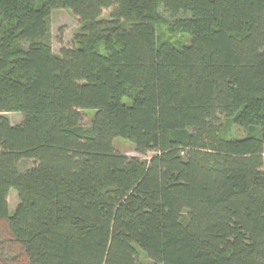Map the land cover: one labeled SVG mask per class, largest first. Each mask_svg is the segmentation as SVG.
I'll use <instances>...</instances> for the list:
<instances>
[{"label":"trees","instance_id":"trees-1","mask_svg":"<svg viewBox=\"0 0 264 264\" xmlns=\"http://www.w3.org/2000/svg\"><path fill=\"white\" fill-rule=\"evenodd\" d=\"M0 221V264H264V0H0Z\"/></svg>","mask_w":264,"mask_h":264},{"label":"rangeland","instance_id":"rangeland-1","mask_svg":"<svg viewBox=\"0 0 264 264\" xmlns=\"http://www.w3.org/2000/svg\"><path fill=\"white\" fill-rule=\"evenodd\" d=\"M107 12L108 11H104L103 14L106 15ZM162 15L165 20L163 19L162 21L157 22L155 26V32L157 37L169 38L172 42L176 44H181L186 42L188 40V35L182 32L169 29L168 23L170 22L169 20L170 18L168 14L165 12H162ZM77 25H78L77 18L70 12V10L65 8H56L51 11L50 33H51V45L54 52L58 53L61 45L63 44L67 45L71 42V38L77 28ZM82 112H83L82 124L83 126L88 127L90 125L93 112L91 110H83ZM6 115L9 117L12 123H18L21 121L22 118L21 114L17 112H8L6 113ZM225 132L228 133L229 135H243L245 133V130L241 127H237L236 125H230L227 129H225ZM113 146L117 151L121 153L127 155H139L135 150L134 144L127 139L120 137L114 138ZM150 154L151 153H148V155ZM140 156L144 157L142 155ZM20 163L21 165H28L30 162L29 160H22ZM17 201L18 199L16 192L15 190L11 189V191H9L8 194V205L10 210H12L15 207ZM3 226H4V222L0 221V239L4 237L2 235L3 231H1ZM3 241L4 240H0V254L6 247H8V244H6L7 242H5L6 240L4 242ZM1 242H3V244ZM2 253H4L5 255L6 252H2ZM138 257L140 260H145L144 254L141 251L138 252ZM21 264H25V262L22 260Z\"/></svg>","mask_w":264,"mask_h":264}]
</instances>
